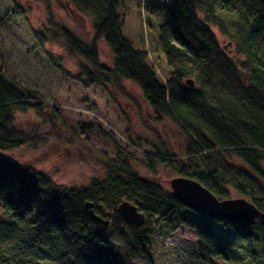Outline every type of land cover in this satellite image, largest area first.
Masks as SVG:
<instances>
[{
    "label": "trees",
    "instance_id": "1",
    "mask_svg": "<svg viewBox=\"0 0 264 264\" xmlns=\"http://www.w3.org/2000/svg\"><path fill=\"white\" fill-rule=\"evenodd\" d=\"M72 1L78 13H91L92 40L81 39L52 16L45 30L80 59L79 80L87 87L133 81L154 114L173 120L186 136L181 157L160 150L146 154L150 164L159 161L220 199L234 191L260 214L250 225L206 217L128 165L107 163L103 179L67 188L46 172L0 155V264H156L141 228L118 213L123 201L172 231L183 225L194 229L204 262L214 264L218 256L264 264V0ZM143 11L162 19L158 38L166 61L161 66L139 38ZM213 25L243 59L220 44ZM46 33L35 34L40 44ZM101 41L112 51V66L100 61ZM30 111L59 138L50 114L54 107L35 91L22 92L0 72V150L37 138L16 127L17 115ZM87 202L109 220L107 225L95 219Z\"/></svg>",
    "mask_w": 264,
    "mask_h": 264
},
{
    "label": "rangeland",
    "instance_id": "2",
    "mask_svg": "<svg viewBox=\"0 0 264 264\" xmlns=\"http://www.w3.org/2000/svg\"><path fill=\"white\" fill-rule=\"evenodd\" d=\"M18 9L21 12H15ZM50 16L81 39L92 40L91 13H78L72 0H0V72L22 92L35 91L54 107L56 112L50 114L55 117L59 135L51 136L49 125L36 112L19 114L16 127L28 135L34 133L37 138L17 148L0 150V155L46 172L56 184L67 188L103 179L104 167L115 163L128 165L172 190L170 181L179 175L159 161L150 164L146 154L161 150L174 158L181 157L186 144L183 130L170 118H158L133 81L122 80L120 85L94 83L87 87L79 80L83 79L78 74L80 59L65 49L61 39L45 30ZM142 16L139 38L161 66L166 61L158 38L162 19L144 11ZM213 30L232 57L244 58L214 25ZM39 31L47 32L43 44L35 36ZM98 45L100 61L112 66V51L104 41ZM231 194L232 198L242 197L234 191ZM138 227L140 236L148 239L146 248L156 264H212L199 258V238L191 227L183 225L172 231L153 218H146ZM212 261L245 264L218 256Z\"/></svg>",
    "mask_w": 264,
    "mask_h": 264
},
{
    "label": "water",
    "instance_id": "3",
    "mask_svg": "<svg viewBox=\"0 0 264 264\" xmlns=\"http://www.w3.org/2000/svg\"><path fill=\"white\" fill-rule=\"evenodd\" d=\"M190 85L192 80H188ZM173 195L188 208L206 217L233 224H253L260 214L258 207L244 197L220 199L197 180L178 176L170 181ZM95 219L107 225L109 220L95 214L94 203L87 202ZM118 213L127 224L141 226L146 220L145 214L138 206L128 201L119 204Z\"/></svg>",
    "mask_w": 264,
    "mask_h": 264
}]
</instances>
